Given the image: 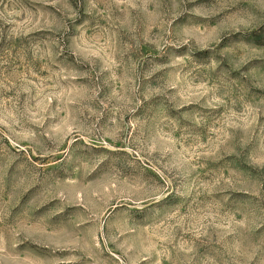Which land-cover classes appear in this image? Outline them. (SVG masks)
Masks as SVG:
<instances>
[{
    "label": "rangeland",
    "instance_id": "rangeland-1",
    "mask_svg": "<svg viewBox=\"0 0 264 264\" xmlns=\"http://www.w3.org/2000/svg\"><path fill=\"white\" fill-rule=\"evenodd\" d=\"M0 264H264V0H0Z\"/></svg>",
    "mask_w": 264,
    "mask_h": 264
}]
</instances>
